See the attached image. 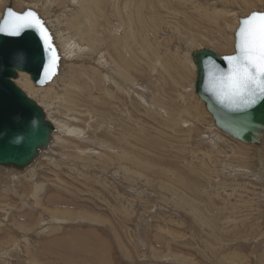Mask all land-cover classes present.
<instances>
[{"label": "rangeland", "instance_id": "obj_1", "mask_svg": "<svg viewBox=\"0 0 264 264\" xmlns=\"http://www.w3.org/2000/svg\"><path fill=\"white\" fill-rule=\"evenodd\" d=\"M12 1L58 52L45 87L15 80L56 130L0 167V264H264V139L215 126L191 56L234 54L264 0Z\"/></svg>", "mask_w": 264, "mask_h": 264}, {"label": "water", "instance_id": "obj_2", "mask_svg": "<svg viewBox=\"0 0 264 264\" xmlns=\"http://www.w3.org/2000/svg\"><path fill=\"white\" fill-rule=\"evenodd\" d=\"M9 11L24 15L30 10L17 13L11 0L0 19V28L9 18ZM248 17L239 20L235 51L229 56L238 55V30ZM47 33L49 39L45 42L36 27L21 28L16 35L0 31V167L25 171L52 142L55 126L48 121L43 108L15 83L23 73L41 88L58 74V52L48 30ZM191 56L197 69L195 93L204 102L215 126L244 144L260 146L264 137V93L257 91L247 102L222 101L220 77L231 70L228 56L210 49L195 51Z\"/></svg>", "mask_w": 264, "mask_h": 264}, {"label": "snow or ice", "instance_id": "obj_3", "mask_svg": "<svg viewBox=\"0 0 264 264\" xmlns=\"http://www.w3.org/2000/svg\"><path fill=\"white\" fill-rule=\"evenodd\" d=\"M8 17L0 31L16 35L21 28L36 27L40 29L45 42L48 41L44 23L34 12L17 15L9 11ZM242 24L238 30V55L227 57L231 70L220 77L219 95L222 101L247 102L257 91L264 93V13H252Z\"/></svg>", "mask_w": 264, "mask_h": 264}, {"label": "bare ground", "instance_id": "obj_4", "mask_svg": "<svg viewBox=\"0 0 264 264\" xmlns=\"http://www.w3.org/2000/svg\"><path fill=\"white\" fill-rule=\"evenodd\" d=\"M221 56V55H220ZM26 76V78H29L28 77V75L26 74L25 75ZM196 80H197V76H196ZM196 80H195V84H196ZM32 83V82H31ZM76 133H77V131H75ZM81 135V134H80ZM53 137V136H52ZM263 139H264V137H263ZM52 140H53V138H52ZM262 148V147H261ZM263 149V148H262ZM183 182V181H182ZM181 186H183V185H181ZM38 194V193H37ZM36 194V195H37ZM38 196V195H37ZM40 200V199H39ZM63 200V199H62ZM49 202V201H48ZM51 204V203H50ZM59 204V203H58ZM40 206V205H39ZM59 209V208H58ZM46 210V209H45ZM48 211V210H47ZM49 213V212H48ZM52 214V213H51ZM67 220V219H66ZM69 222V221H68ZM77 222H78V220H77ZM81 222V221H80ZM84 222H85V219H84ZM74 223V222H73ZM79 223V222H78ZM83 223V222H82ZM25 225V224H24ZM27 225V224H26ZM69 225V224H68ZM72 225V224H71ZM74 226V225H73ZM61 228V227H60ZM84 229V228H83ZM92 229V228H91ZM75 231V230H74ZM77 231H79V230H77ZM83 232V231H82ZM85 232V231H84ZM88 232V231H87ZM77 233V232H76ZM75 234V233H74ZM78 234V233H77ZM87 234V233H86ZM95 234V233H94ZM41 235V234H40ZM89 235V234H88ZM77 236V235H76ZM94 236V235H93ZM92 237V236H91ZM82 239V238H81ZM156 239V238H155ZM90 240V239H89ZM96 240H98L97 238H96ZM102 240V238H100V241ZM85 241V240H84ZM92 241V240H91ZM91 241H88L89 243L91 242ZM92 243H94V242H92ZM84 244V243H83ZM95 244H96V242H95ZM104 244H105V242H104ZM85 245H88L87 244V242H85V244H84V246ZM98 245V244H97ZM103 245V244H102ZM63 246V245H62ZM82 246V245H81ZM78 249V248H77ZM81 249H82V247H81ZM96 249V248H95ZM80 251V250H79ZM78 252V251H77ZM83 252V250H81L80 251V254ZM84 253V252H83ZM42 254V253H41ZM84 255V254H83ZM104 256V255H103ZM101 261V260H100ZM11 262V261H10Z\"/></svg>", "mask_w": 264, "mask_h": 264}]
</instances>
